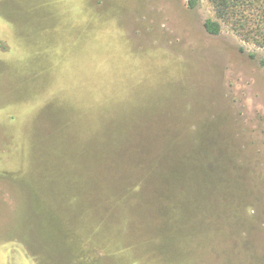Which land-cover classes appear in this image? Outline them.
<instances>
[{
    "label": "rangeland",
    "instance_id": "1",
    "mask_svg": "<svg viewBox=\"0 0 264 264\" xmlns=\"http://www.w3.org/2000/svg\"><path fill=\"white\" fill-rule=\"evenodd\" d=\"M208 18L0 0V264H264V48Z\"/></svg>",
    "mask_w": 264,
    "mask_h": 264
},
{
    "label": "trees",
    "instance_id": "2",
    "mask_svg": "<svg viewBox=\"0 0 264 264\" xmlns=\"http://www.w3.org/2000/svg\"><path fill=\"white\" fill-rule=\"evenodd\" d=\"M215 18H208L204 22L206 31L211 35H218L222 31L224 23L229 24L232 29L245 41L251 42L258 47L264 48V0H209ZM200 0H188V6L191 9L196 8ZM264 65V59L261 60ZM142 122V121H141ZM135 125L125 124L126 127H132L133 133L141 132L144 128ZM121 126V125H120ZM117 127V126H115ZM118 129V130H117ZM123 128H114L112 130L120 131ZM144 131V130H143ZM133 145V144H132ZM137 190L136 187L132 191Z\"/></svg>",
    "mask_w": 264,
    "mask_h": 264
},
{
    "label": "crops",
    "instance_id": "3",
    "mask_svg": "<svg viewBox=\"0 0 264 264\" xmlns=\"http://www.w3.org/2000/svg\"><path fill=\"white\" fill-rule=\"evenodd\" d=\"M7 178H0V196L2 197V201L3 202H5L6 201V199H5V195H4V193L8 190L7 189V186H9L10 184L9 183H4L3 181H1V180H5V181H8V180H6ZM3 182V183H2ZM9 182V181H8ZM14 182V181H13ZM3 191H4V193H3ZM3 210H4V215L6 216V217H8L9 216V212L10 211H8L7 212V210L5 209V207L3 208Z\"/></svg>",
    "mask_w": 264,
    "mask_h": 264
}]
</instances>
